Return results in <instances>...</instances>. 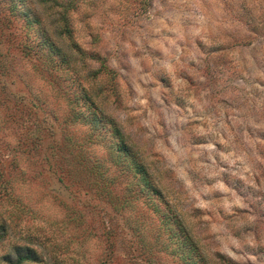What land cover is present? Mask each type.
I'll return each instance as SVG.
<instances>
[{
  "label": "rangeland",
  "instance_id": "rangeland-1",
  "mask_svg": "<svg viewBox=\"0 0 264 264\" xmlns=\"http://www.w3.org/2000/svg\"><path fill=\"white\" fill-rule=\"evenodd\" d=\"M28 1L0 0V264L29 247L38 264H180L143 198L111 203L134 176L111 125L74 117L75 72L105 71L99 59L113 74L81 83L206 264H264V0ZM30 7L67 65L46 64Z\"/></svg>",
  "mask_w": 264,
  "mask_h": 264
},
{
  "label": "trees",
  "instance_id": "trees-1",
  "mask_svg": "<svg viewBox=\"0 0 264 264\" xmlns=\"http://www.w3.org/2000/svg\"><path fill=\"white\" fill-rule=\"evenodd\" d=\"M29 2L28 0H21L22 4H26ZM76 3V0H69L68 7L74 8ZM29 5V3H28ZM30 6V5H29ZM28 8V7H27ZM36 13V14H35ZM25 18L27 19L28 25L31 28H35V26L38 27L39 33L42 35L41 39V50L46 51L45 57L47 59L46 64H48L51 67H55V60L59 59L60 64L62 66L67 65L69 63L68 57H65L61 53V49L54 45L53 43L48 41L47 37V31L45 30L43 23L41 21V17L38 15V11L32 10L30 7V10L26 9ZM65 32L70 35L71 30L68 29V26H65ZM62 30V29H61ZM59 33V32H57ZM6 58V56H5ZM102 64V68L105 69V71H98L96 73L88 74L87 79L83 78L81 75L78 74V72H75V82L77 90H79V94L77 95V98L74 101L71 100V104H74L73 108L75 107H81L82 109L79 111H76L74 109L73 114L76 120L81 119V122L84 120L87 122L89 121L92 125L91 127H94L93 130L95 131L98 129V123H104V125L110 124V130L113 133L114 137H117L120 140L118 152L120 154V157H124L126 161H128V166L130 170L133 172L134 176L131 179V182L126 186V188H123V192L117 195V199H113L111 202L114 206H117V208L120 210L118 204L119 199H125L124 202H122V208L121 210H126L127 213H130V211L135 210V205L137 203H141L140 199H144L146 204L148 205L149 209L153 211L156 215L159 216L160 222H161V230H163L166 234L169 235L168 239L170 240V243L176 244V248L174 250H169L171 248L170 245L165 246L164 250L167 252L170 256L176 257L180 264H206L207 258L204 257L203 251H201L200 247L196 242L193 240L192 236L189 235L186 228L183 226L182 220L180 216L174 211L172 205H169L165 202V199L163 197V193L160 190L159 186L156 184V181L153 179L149 169L146 167L145 163L141 160L140 157L133 151V147L129 145L128 141L126 140L125 134L122 131V128L110 117L105 116L104 111L102 110L101 106L96 100V96L91 93V91L81 83V79H85L84 81L88 80L89 78H98L102 74L111 75L110 70L107 68L105 60L99 59ZM111 73V74H110ZM49 75L51 79L53 80V73L49 72ZM7 77V76H6ZM57 78V77H55ZM56 84H59L57 82ZM60 88L61 85H58ZM67 88V87H66ZM61 91H65V88ZM68 93V88L65 93ZM34 99V98H33ZM34 102L39 103L41 100L36 97ZM82 103V104H81ZM40 109H42V106H40ZM88 112V116L81 117L83 114ZM41 137L39 136L36 138L32 145H36V143L41 140ZM65 157H62L64 160L66 158V154H64ZM54 161V160H53ZM52 161V163H53ZM59 174V171H55ZM94 177H97V174H95ZM101 182H108V177L100 175L98 178ZM7 181H5V184L0 185V192L4 191L6 194H10L8 192V187L6 185ZM113 185L111 187L115 186V180L112 179L111 182ZM133 185V186H131ZM109 185H106V187ZM105 187V188H106ZM162 206V207H161ZM164 206V207H163ZM130 219V217H129ZM128 218H124V224L126 226H131L129 221H127ZM6 221L4 219H1L0 221V239L5 233V226ZM135 229V227H132ZM137 234L140 236L141 240L144 241V237L142 236L140 229L138 230ZM154 250V249H152ZM41 260L39 259V255L37 252V249L34 248H27L24 251L21 248H18L17 255H16V262L13 264H29V263H39Z\"/></svg>",
  "mask_w": 264,
  "mask_h": 264
}]
</instances>
